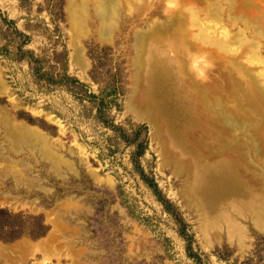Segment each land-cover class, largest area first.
<instances>
[{
  "label": "rangeland",
  "instance_id": "rangeland-1",
  "mask_svg": "<svg viewBox=\"0 0 264 264\" xmlns=\"http://www.w3.org/2000/svg\"><path fill=\"white\" fill-rule=\"evenodd\" d=\"M71 1L0 0V208L48 226L0 239V264H264V0H115L105 17L82 0L79 24ZM175 136L199 166L234 165L217 202L193 198Z\"/></svg>",
  "mask_w": 264,
  "mask_h": 264
},
{
  "label": "bare ground",
  "instance_id": "bare-ground-1",
  "mask_svg": "<svg viewBox=\"0 0 264 264\" xmlns=\"http://www.w3.org/2000/svg\"><path fill=\"white\" fill-rule=\"evenodd\" d=\"M96 2H99V1H96ZM114 2H115V0H101V2L98 4V6H97L98 10H100V12H101V9H102L104 17L108 16V15L110 16V14L107 15V12L110 10L112 11L113 6H114ZM84 10H85V6H84V3L82 0H72L71 1L70 12H71V18H72V21L74 24H77L79 22V18H80L79 16L82 13V11H84ZM151 39H153V38H151ZM150 41L151 40H149L146 44L147 45L146 50H144L145 49V47H144L145 43L143 44L142 50H144V51L142 53V60L139 61L141 64L140 70H141V73H143L144 80H145L146 85H147V87H146V101L143 104H140L136 101L135 97H133V99L130 103L131 104L130 108H132L135 111V113L138 115V117H140V118L145 117L147 114H151L148 109H150V107L152 105L151 104L152 103V97L148 94V90H147L148 88H150L149 83H148V79H147V77H148L147 71H148V68L150 66L148 64V57H145V54L148 55L147 50L149 48ZM74 49L76 51L75 53L77 55L79 54L78 59H80V48L74 44ZM147 117H148V119L150 118L149 116H147ZM155 133H157V132H155ZM213 133H214V131H212V134ZM157 135L160 136L159 133H157ZM170 144L172 145V147L178 149L180 151V153H182V154L188 153V154H191V156H194L196 158L195 161H196L197 165H196V170L194 172L195 177L192 179V182H190V188L192 190L191 193L194 196L193 198L196 200L197 199L196 197H198L202 200V202L200 201V204L201 203L204 204L203 203L204 199L202 197V194L205 197L206 201H207V198L209 197L211 203H215V202H217V199L219 198V195L221 193L226 194L230 191V189L233 188L230 186L232 184L236 183V178L238 175H237L236 169H235L234 165L231 163V161L229 162V161L225 160L222 163L215 165L214 170L211 169L210 167H202V166L198 165V155L195 154L194 151H191L192 150L191 148L190 149L187 148V144L185 142V139L182 136L181 137L175 136L171 140ZM165 157H166V159H165L166 162L174 164L176 166L177 170H180V168H183L184 163L183 164L179 163L177 157L174 156V154L169 153V154H166ZM197 174H199V176ZM207 174H208V176L206 177ZM221 185L223 186L222 188L220 187ZM226 185L228 187H225ZM242 185H243V183H242ZM197 189H198V191L196 193ZM211 205L212 204H210V208H212ZM258 207L263 208V206H258ZM200 208L203 211V215H202V219L204 220L203 225L207 226V224H208L207 219H208L209 214L207 213V211L205 212V210H204L205 207L202 208V205H200ZM207 208H209V206ZM217 209H218V207L215 208V210H217ZM216 213H217V215L215 217H213V216L210 217L211 219H213L214 224H217V223L220 224L221 221H224V222L227 221V222H230V225L232 224L231 226H234V221H232V218H230V216H228V214H226L224 211L218 210V211H216ZM235 226H237V225H235ZM239 228H236L235 231L240 233V231H242V230H241V228L240 229Z\"/></svg>",
  "mask_w": 264,
  "mask_h": 264
},
{
  "label": "trees",
  "instance_id": "trees-1",
  "mask_svg": "<svg viewBox=\"0 0 264 264\" xmlns=\"http://www.w3.org/2000/svg\"><path fill=\"white\" fill-rule=\"evenodd\" d=\"M26 224H31V227H26ZM47 231L48 226L39 217H24L21 213H12L8 209L0 208V239L11 241L23 234L38 238Z\"/></svg>",
  "mask_w": 264,
  "mask_h": 264
},
{
  "label": "water",
  "instance_id": "water-1",
  "mask_svg": "<svg viewBox=\"0 0 264 264\" xmlns=\"http://www.w3.org/2000/svg\"><path fill=\"white\" fill-rule=\"evenodd\" d=\"M78 55L75 53V55L73 57V63H75L76 65H79L80 67L83 68V63H82V61L80 59H78L79 58Z\"/></svg>",
  "mask_w": 264,
  "mask_h": 264
}]
</instances>
